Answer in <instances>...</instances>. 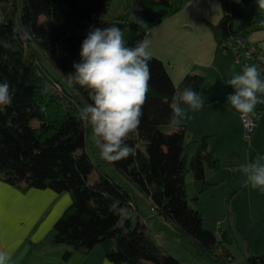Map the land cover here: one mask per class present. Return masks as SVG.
I'll list each match as a JSON object with an SVG mask.
<instances>
[{"label": "trees", "instance_id": "obj_1", "mask_svg": "<svg viewBox=\"0 0 264 264\" xmlns=\"http://www.w3.org/2000/svg\"><path fill=\"white\" fill-rule=\"evenodd\" d=\"M112 1L0 0L8 4L5 12L0 11V39L13 44L11 49L0 48V83H9L14 93L10 105L0 106V181L21 191L69 193L71 204L56 221L52 239L66 247L63 260L74 252L88 253L101 246L105 258L114 264H181L153 241L144 221L137 217L133 225L137 208L130 190L100 169L98 177L89 181L91 159L79 150L86 140L79 110L92 101L83 88L69 87L67 78L75 71L73 63L80 62L81 44L90 28L115 24L131 46L189 0H127V10L108 19ZM218 1L222 17L214 31L222 50H229L225 44L233 38L244 40L251 26L255 30L264 25V13L255 14L251 22L246 20L250 16L243 8L255 0ZM53 14H58V21L39 24L41 16ZM133 15L142 18L146 26L134 23ZM17 21L31 26L32 40L22 41L14 34V28L20 26ZM237 22L241 23L235 26ZM149 67L151 79L143 116L137 133L127 140L135 155L108 163L150 200L156 216L169 222L196 256L230 263L234 259L221 246L218 235L203 228L202 216L190 206L186 193L188 171L196 181H204V164L218 170L220 163L207 149L206 138L187 160L184 126L166 131L171 124L169 104L173 95L186 86L199 93L205 88V79L188 74L175 86L162 61L152 56ZM57 84L62 86V93L53 91ZM36 121L38 127L34 126ZM114 200L128 209L127 218L109 211ZM248 263L264 264V254L250 256Z\"/></svg>", "mask_w": 264, "mask_h": 264}, {"label": "crops", "instance_id": "obj_2", "mask_svg": "<svg viewBox=\"0 0 264 264\" xmlns=\"http://www.w3.org/2000/svg\"><path fill=\"white\" fill-rule=\"evenodd\" d=\"M261 9L264 11V8ZM255 14L257 12H249L247 15L250 17L246 20L251 22ZM221 17L222 9L218 0H189L179 12L153 26L143 37L151 40V55L162 61L175 86L188 74L200 75L205 80L208 79L212 86L226 74L227 78L222 79L224 87L218 89L219 92L212 102V88L208 89L207 86L199 92L204 98V105L200 110L189 113L193 129L189 130L188 120L181 123L185 133L190 131L188 132L191 137L206 138L207 149L213 152L219 163L222 158L221 151L235 154L236 141L242 140L241 115L226 105V97L234 90L225 83L241 70H236L232 56L218 45L214 27ZM240 23L237 22L235 26ZM252 28L251 26L244 36L245 43L264 52V25L255 30ZM210 103H218L223 110H207L208 107L212 109ZM231 115L238 120L236 123L229 120ZM204 119L209 121L204 122ZM212 119L215 125L209 124ZM168 126L170 125L166 127ZM176 127L173 125L172 131ZM209 137L213 141L217 140V143L211 146L212 139ZM250 139L252 144L248 146L250 151L248 149L246 154L247 161L254 160L257 155L264 156V109H261ZM116 174L125 180L118 172ZM130 186L137 191L131 184ZM147 200L151 205L150 200ZM69 202L68 195L64 193L49 189L21 191L0 181V251L11 255L10 264H114L105 258L101 246H96L88 253L74 252L68 260L62 259L66 247L54 244L52 239L54 225L67 209ZM136 208L134 212L137 217L146 222L137 204Z\"/></svg>", "mask_w": 264, "mask_h": 264}, {"label": "clouds", "instance_id": "obj_3", "mask_svg": "<svg viewBox=\"0 0 264 264\" xmlns=\"http://www.w3.org/2000/svg\"><path fill=\"white\" fill-rule=\"evenodd\" d=\"M257 3L264 8V0H257ZM132 20L139 26H146L140 17L133 15ZM13 31L22 41L32 40L34 36L29 25H20ZM150 46L151 40L147 37L128 45L123 31L115 24L92 27L82 41L80 62L73 63L75 71L68 74V86L83 88L92 101L79 110V117L91 125V139L100 157L107 162L135 155V148L127 140L138 131L149 92ZM12 47L11 41L0 39V48ZM261 71L255 64H246L240 73L225 82L234 90L226 97V105L235 109L242 119L253 115L257 104L264 103ZM13 96L10 84L0 83V106L10 105ZM203 105L201 94L191 86L184 87L173 95L169 104L170 123L179 127L184 120L191 119L190 112L200 110ZM239 171L245 177V186L264 189V156L257 155L254 160L241 164ZM109 211L121 218L130 215L128 209L120 207L119 200L109 205ZM10 261L11 255L0 251V264H10Z\"/></svg>", "mask_w": 264, "mask_h": 264}, {"label": "rangeland", "instance_id": "obj_4", "mask_svg": "<svg viewBox=\"0 0 264 264\" xmlns=\"http://www.w3.org/2000/svg\"><path fill=\"white\" fill-rule=\"evenodd\" d=\"M8 8L7 3H0V11L5 12ZM128 8L127 0H113L107 9V18L111 19L123 14ZM246 14L261 13V7L257 1L244 6ZM58 14H53L52 17L41 16L39 24L48 25L52 20L58 21ZM229 55L235 61V56L231 50H227ZM43 65L52 73L50 65L41 57ZM236 70L239 66L235 64ZM242 70V69H240ZM56 75V74H55ZM224 74L218 81L211 85L208 79L205 80V87L212 88L210 95V102L215 99L218 89L224 87V81L227 77ZM64 83V82H62ZM209 84V85H208ZM53 91L62 93V86L57 84L53 87ZM212 109L210 111H222L223 108L218 103H210ZM209 105V106H210ZM260 107L264 103L259 104ZM189 121V130L193 129L192 119ZM191 120V121H190ZM233 123L238 120L231 115L229 119ZM241 139L236 141L235 154H230L228 151H221V162L218 170L211 168L208 164H204L205 180L196 181L191 171L185 174L186 193L190 206L196 208L202 216L203 228L218 235V239L234 259L230 263H224L217 258H209L208 256H196L193 249L185 243L182 237L176 234L174 227L162 218L156 217L152 206L148 200L132 190L127 180L119 178L115 170L110 164L102 159L99 155V149L95 146L91 139V125L85 122L86 140L83 148L79 149L81 152H87L91 159V167L89 169V181L92 182L98 177L97 169L102 170L109 176L116 179V181L125 189L131 191V196L141 210L146 224V230L153 241L162 249L170 253L174 258L178 259L181 264H249L248 258L250 256H260L264 254V189L252 188L250 185L245 186V177L239 171L241 164L247 162L248 146L252 144V139L247 140L244 135L243 120ZM209 119H204V122ZM209 124H214L213 119ZM38 122H34V126L38 127ZM166 131L173 130V125L169 124ZM175 127V125H174ZM187 130L185 136L187 160H189L196 152V149L201 142L202 136L191 137L190 131ZM189 131V132H188ZM252 135V134H251ZM208 138V137H207ZM210 138V137H209ZM251 138V136H250ZM212 139V138H210ZM217 143V140H211V146ZM210 146V145H209ZM250 151V149H249ZM220 152V151H219ZM252 153V152H251ZM250 153V155H251ZM189 158V159H188ZM68 195L71 204V197ZM197 198V201H193ZM66 207V208H67ZM137 214H133V225L136 223ZM224 237V238H223ZM220 246L217 252H220Z\"/></svg>", "mask_w": 264, "mask_h": 264}, {"label": "built area", "instance_id": "obj_5", "mask_svg": "<svg viewBox=\"0 0 264 264\" xmlns=\"http://www.w3.org/2000/svg\"><path fill=\"white\" fill-rule=\"evenodd\" d=\"M225 46L231 50L235 56V62L242 69L244 65H257L261 69V77L264 78V52L249 47L241 38H233L231 42L225 44ZM261 99H264V94H261ZM261 109H264V105L260 107L257 104L254 114L243 120V127L245 131L244 137L249 140L253 133L257 121L260 116Z\"/></svg>", "mask_w": 264, "mask_h": 264}]
</instances>
